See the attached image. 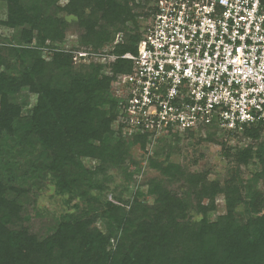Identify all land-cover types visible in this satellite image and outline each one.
<instances>
[{
  "label": "trees",
  "instance_id": "trees-1",
  "mask_svg": "<svg viewBox=\"0 0 264 264\" xmlns=\"http://www.w3.org/2000/svg\"><path fill=\"white\" fill-rule=\"evenodd\" d=\"M156 1L0 0V27L15 33L9 45L0 43V166L9 164L5 157H25L34 175L50 177L74 210L40 239L18 228L22 207L10 195L24 191L0 177V264H264V191L258 188L264 181L263 128L246 129L241 138L250 144L243 149L223 140L238 136L214 125L205 128L207 141L222 142L234 163L223 181L170 162L171 145L183 134L154 144L148 166L164 180L151 179L147 194L124 200L117 188H109L108 178L100 180L107 170L124 168L132 148L150 154L147 135L125 136L115 128L113 83L132 72V63L76 64L74 50L54 45L76 27L83 48L100 52L122 34L114 53L137 54L145 28L138 11L147 9L148 21ZM45 49L51 50L50 60ZM24 91L34 98L27 114L17 104ZM165 154L164 161L158 160ZM252 163L260 170L242 180L237 169ZM178 184L182 192L170 188ZM219 197L225 213L212 219ZM100 222L106 224L104 231Z\"/></svg>",
  "mask_w": 264,
  "mask_h": 264
},
{
  "label": "built area",
  "instance_id": "built-area-1",
  "mask_svg": "<svg viewBox=\"0 0 264 264\" xmlns=\"http://www.w3.org/2000/svg\"><path fill=\"white\" fill-rule=\"evenodd\" d=\"M137 54L74 51V62L132 63L113 83L116 129L168 135L217 126L264 129V0H157ZM151 153V152H150Z\"/></svg>",
  "mask_w": 264,
  "mask_h": 264
},
{
  "label": "rangeland",
  "instance_id": "rangeland-1",
  "mask_svg": "<svg viewBox=\"0 0 264 264\" xmlns=\"http://www.w3.org/2000/svg\"><path fill=\"white\" fill-rule=\"evenodd\" d=\"M68 0H62V3H67ZM152 2L147 6L151 8ZM2 15H4V7H1ZM140 18L138 22L140 25L145 26L147 23V18L143 15L147 12V9L140 10ZM132 27V23L129 24ZM15 33H12L10 30H7L3 27H0V43L3 46L9 45L11 39ZM80 34L81 32L75 27L71 28L64 36V42L54 45L55 49L66 50V52L77 51V50H87L92 53L100 54L104 52L105 49L112 50L114 45L111 43L106 46L102 51L97 52L92 48H83L80 45ZM117 39V36L115 40ZM6 44V45H5ZM14 46H18L14 44ZM8 47V46H7ZM51 50L45 49L44 55L47 59L51 58ZM94 61L93 59L86 60L85 65H90ZM99 64V63H98ZM34 98L31 95L24 91L22 92L17 99V104L24 106V114L29 113V108L33 105ZM116 127V126H115ZM219 129V128H218ZM221 130V129H220ZM215 132V131H211ZM226 131H224L225 133ZM208 132L205 128H200L193 131L192 136L187 134L181 136L179 140L174 142L172 146V157L170 162L180 164L183 166L189 173H200V172H209V177L216 180H225L229 174H231V169L234 166L233 162L227 158L225 151L226 148L222 145V142H208ZM242 135H239V138H227L224 136V141L228 145L238 146L239 148L247 147L249 140L241 138ZM222 141V140H220ZM154 147L150 150V154L141 153V151L134 147L131 149L127 165L124 168H115L109 169L105 174L100 176V180L103 178H108L109 188L118 189L115 191L117 195H120L124 200L133 199L134 195L137 192H142L147 194V183L151 179H160L164 180L163 176L160 173L152 168L149 165V157L153 155ZM14 158L5 157L3 159L5 162L10 160L9 164L6 166H0V177L4 180H9L10 183L15 188H22L21 196L11 194V199H19L21 204V222L17 225L18 228H25L29 231L30 234L38 236L40 239H44L57 230V223L60 220L61 216L65 213H72L73 207L68 206L65 202L67 198L58 194L55 184L52 182L50 177L34 175V171L27 166L28 160L25 157H18L17 154ZM156 158V157H155ZM166 158L165 155H160L158 160L161 162ZM138 162L136 165L132 162ZM16 165H13V164ZM87 165H90L89 162H86ZM19 164V166H18ZM21 167V168H20ZM259 166L257 164H250L249 166H241L239 170L237 169L238 175L242 180H248L253 178L255 172H257ZM175 192H182L181 184L170 186ZM258 188L264 191V181L259 182ZM126 190V191H125ZM148 196V195H147ZM113 194L107 195L109 201H114ZM75 203L78 201H74ZM151 199L149 198V201ZM74 204V203H73ZM86 204H81V208H85ZM218 210L215 214L212 215V219H216L217 216L225 213V204L222 197H219L217 200ZM100 229L103 231L106 229L105 223L97 224ZM114 244V241H112Z\"/></svg>",
  "mask_w": 264,
  "mask_h": 264
}]
</instances>
